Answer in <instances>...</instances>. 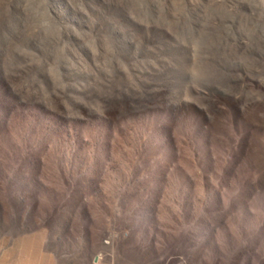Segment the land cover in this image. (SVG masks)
I'll return each instance as SVG.
<instances>
[{
  "label": "rangeland",
  "instance_id": "1",
  "mask_svg": "<svg viewBox=\"0 0 264 264\" xmlns=\"http://www.w3.org/2000/svg\"><path fill=\"white\" fill-rule=\"evenodd\" d=\"M241 246L264 261V0H0V264Z\"/></svg>",
  "mask_w": 264,
  "mask_h": 264
},
{
  "label": "trees",
  "instance_id": "2",
  "mask_svg": "<svg viewBox=\"0 0 264 264\" xmlns=\"http://www.w3.org/2000/svg\"><path fill=\"white\" fill-rule=\"evenodd\" d=\"M241 245V244H239ZM242 247V246H241ZM244 249V253H243V257L242 259L240 257H237L238 255L235 256H230L228 257H221L220 261L218 264H220V262H225V264H231L232 262H238L241 261L240 264H245V262L248 264L249 262H251L253 260L254 257L260 255V253H258V247L254 248V249H247L245 251V247H242ZM261 264H264V261L260 262Z\"/></svg>",
  "mask_w": 264,
  "mask_h": 264
}]
</instances>
